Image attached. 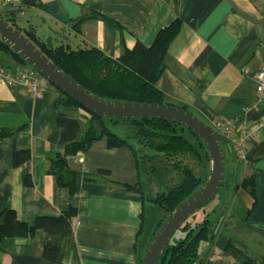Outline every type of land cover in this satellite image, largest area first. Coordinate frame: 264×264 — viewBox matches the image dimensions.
Returning a JSON list of instances; mask_svg holds the SVG:
<instances>
[{"label":"crops","instance_id":"0c3cea01","mask_svg":"<svg viewBox=\"0 0 264 264\" xmlns=\"http://www.w3.org/2000/svg\"><path fill=\"white\" fill-rule=\"evenodd\" d=\"M39 1L40 7H27L23 0H0V12L22 8L15 19L34 24L42 39L73 48L93 46L111 57L137 41L150 45L161 28L179 19L157 87L167 101L186 106L212 127L219 118L237 119L255 131V137L243 141L241 156L222 146L231 160L222 186L238 195L246 211L251 208L245 221L226 206L222 222L228 217L239 220L241 232L257 228L255 223L264 224V103L252 105L255 73L264 61V0ZM92 12L105 18L87 19L74 29L75 19ZM5 66L16 67L13 59ZM59 98L51 84L40 96H31L25 88L0 82V128L22 126L14 140L0 138V212L12 208L28 224L37 216L59 215L70 203L69 192L57 184L49 158L65 157L68 167L76 172L73 196L79 212L72 219L73 234L63 250V264H137L154 230L145 237L143 229L138 233L141 217L144 223L145 203L150 201L139 191L123 187L140 182L134 148L128 144L109 148L102 137L93 140L84 153L65 155L66 144L81 140L90 123L81 107L59 105ZM93 130L100 132L97 122ZM13 149H28L30 159L13 167ZM248 171L256 177L254 207L251 196L238 185ZM27 174L30 185L24 182ZM231 231L216 230L200 251L197 264L215 259L218 250L228 245L239 249L252 264H260L264 251L245 245L235 235L239 231ZM44 240L42 229L26 237L3 239L0 264H54L43 258ZM226 262L240 264L234 257Z\"/></svg>","mask_w":264,"mask_h":264},{"label":"trees","instance_id":"16d2710c","mask_svg":"<svg viewBox=\"0 0 264 264\" xmlns=\"http://www.w3.org/2000/svg\"><path fill=\"white\" fill-rule=\"evenodd\" d=\"M23 4L27 7L41 6L39 0H23ZM4 18L14 27L21 29L22 33L50 61L56 63L63 72L67 73L79 85L91 93L113 101L173 104L167 101L163 92L157 87V80L164 70V56L170 41L178 29L179 19H175L169 25L161 28L150 45L147 46L137 41L132 48L124 49L119 56L111 57L93 46L73 48L68 43L61 42L55 44L48 38L42 39L39 37L34 24L31 22L21 24L15 19L14 15L4 16ZM96 18L104 19L105 17L99 13L92 12L83 18L75 19L73 27L78 30L79 24L82 21ZM0 51L9 54L14 60L16 67H30L18 53L1 39ZM58 92L60 94L59 105L81 107L63 92L59 90ZM173 105L188 110L186 106ZM81 108L85 111L90 124L81 140L66 144L64 148L65 155L84 153L90 148L93 140L102 137H105L107 147L109 148L129 145L128 141L132 139L135 143H140L145 147L154 149L156 151L154 156H158L160 166H152V169L161 177L164 176L167 181L166 189L152 197L142 191L140 182L135 185L123 184V187L128 190L139 191L144 199L147 196L150 202L160 206V208L168 212V215L173 212L180 202L184 201L192 192L199 188L201 182L204 183L207 179L197 176L192 168L182 159L184 155H190L199 161L201 160L199 148L183 135L185 129L190 132L192 131L182 124L168 119L151 117L123 120L105 117L99 118L93 113L88 112L85 108ZM106 121L126 123L130 128L131 134L127 137H120L118 134L109 131ZM95 122L100 127L99 133L93 130ZM21 129L22 126L16 129L0 128V138L14 140ZM198 139L202 143L199 137ZM205 153H207L206 148ZM29 159L30 151L28 149H13V167H19ZM49 159L50 171L56 176L57 184L68 189L69 205L59 215L37 216L32 224L21 220L17 212L12 208L2 210L0 212V241L9 237H26L27 235H33L37 229H42L45 233L42 251L43 258L54 264H63L62 253L64 248L70 244L73 234L72 219L79 212L73 196L76 172L68 167L65 157L54 155ZM100 172L107 174L108 170L101 169ZM174 177H178V179L172 183ZM24 182L26 185L32 183L28 174L25 176ZM238 185L251 196L253 200L252 206L254 207L257 202L255 174L248 171L243 175ZM250 210L251 208L246 211L247 214H250ZM209 215L207 214L202 221L183 222L178 229L180 233L178 234V230H176L162 252L157 264H197L201 259L200 251L202 244L205 245L214 237L213 221L209 218ZM248 217L249 215L245 217V221H248ZM163 221L160 220L157 223L152 237ZM142 226L143 217H141L139 234L142 232ZM226 248L225 251L230 256L232 255L240 264H252V260L235 247L228 245ZM137 264H141V260ZM205 264L221 263L210 259ZM260 264H264V256L260 258Z\"/></svg>","mask_w":264,"mask_h":264},{"label":"water","instance_id":"95a60500","mask_svg":"<svg viewBox=\"0 0 264 264\" xmlns=\"http://www.w3.org/2000/svg\"><path fill=\"white\" fill-rule=\"evenodd\" d=\"M22 8L9 9L0 12V39L8 44L34 70L41 73L51 85L77 102L88 112L99 118L131 119V118H162L182 124L196 134L204 144L209 157V174L206 182L196 189L161 223L148 244L141 264H157L162 252L170 239L186 219L197 210L203 208L218 193L225 170V146L232 153L231 144L209 124L205 123L191 111L173 104L122 102L106 100L91 93L79 85L71 76L63 72L56 63L43 54L37 46L24 34L21 29L14 27L4 16L16 15ZM135 147L133 141H129ZM257 228L264 231V224L255 223Z\"/></svg>","mask_w":264,"mask_h":264},{"label":"rangeland","instance_id":"374dc122","mask_svg":"<svg viewBox=\"0 0 264 264\" xmlns=\"http://www.w3.org/2000/svg\"><path fill=\"white\" fill-rule=\"evenodd\" d=\"M18 21L19 23L22 22L21 19H19ZM0 62L4 63L5 65L11 64L12 58L9 54L3 51H0ZM106 125L109 131L118 134L120 137H127L128 135L131 134L130 128L126 125V123H122V122L113 123L110 121H106ZM183 135L189 141H191V143L195 144L201 152L200 161L193 158L190 155H184V158L182 157L183 161L192 168V170L195 172L197 176H202L203 179L207 178L209 174V167H210L209 163L210 162H209L208 153H205V147L203 143H200L198 137L192 132L187 131L186 129L184 130ZM129 141H132V140H129ZM134 150H135V154L138 157L137 160L139 161L138 162L139 177H140V182L142 186V191L146 195L148 196L150 195L153 197L157 193H160L163 190H165L166 185H167V181L164 178V176L161 177L156 171H153L152 169V166H157V167L160 166V161L158 159V156H154L156 154V151L152 148L145 147L140 143L136 144V147H134ZM224 155H225L224 157L225 158L224 159L225 161L224 177L227 179L229 175V167H230L231 160H230V157L226 155V151ZM177 179L178 177H174V179L172 180V183L177 181ZM205 182L206 180L204 181V183ZM204 183L201 182L200 186H202ZM226 191L230 193L229 194L230 197L228 196V193ZM226 206H229L232 209L233 213L237 214V216L246 217L247 215H250V214H247V212H245L246 209L244 208L243 202L238 197V195L235 193H232V191L225 190L223 186H221L220 190L214 196V198L211 201H209L206 205H204L203 208L197 210L194 216L192 215L189 216L186 219V222L192 223V222L202 221L203 218L207 214H210L209 218H211V220L213 221L214 234L216 230L218 232H221L222 230L223 232H228L231 230L239 231L235 235L239 237L241 240H243L245 245L248 244V246L251 248H254L258 251H264V237H263L264 231L263 230L257 229V228H251V229H247L244 232H241V229L243 228V225H241L242 223H240V221L237 219L231 220V217H228V219L226 218L225 220L226 222H222L224 218V214L222 213L226 209ZM214 209L216 211H213ZM167 216H168V212L160 208V206H158L155 203L146 202L144 223L142 226V229H143L142 237H145L149 235L150 233H152L157 223L160 220H165ZM225 223L228 225V227H225V225H222ZM177 233L179 234L180 231L178 230ZM203 248H204V244H202L201 246V252L203 251ZM218 251L219 252H217V254L214 255V258H215L214 261H217L221 264H227L226 261L230 257H232V255L230 256L228 253H226L225 250H222V249ZM219 253H222V254H219Z\"/></svg>","mask_w":264,"mask_h":264},{"label":"built area","instance_id":"2783aa9c","mask_svg":"<svg viewBox=\"0 0 264 264\" xmlns=\"http://www.w3.org/2000/svg\"><path fill=\"white\" fill-rule=\"evenodd\" d=\"M255 81L256 88L252 105L256 107L264 103V61L255 73ZM0 82L25 88L31 96H40L50 84L41 73L32 67L17 66L11 68L2 64H0ZM214 124V128L221 137L230 142L232 153L236 156H241L243 153V141L250 136L255 137V131L249 128V124L238 122L237 119L219 118Z\"/></svg>","mask_w":264,"mask_h":264}]
</instances>
